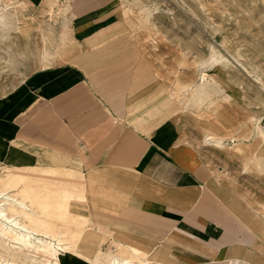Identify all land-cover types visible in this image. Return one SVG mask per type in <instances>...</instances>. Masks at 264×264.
<instances>
[{"label":"crops","instance_id":"crops-1","mask_svg":"<svg viewBox=\"0 0 264 264\" xmlns=\"http://www.w3.org/2000/svg\"><path fill=\"white\" fill-rule=\"evenodd\" d=\"M5 1L15 17L30 15L33 28L46 17L43 0ZM68 3L72 45L44 68L40 53L21 57L38 64L0 88V167L55 170L48 182L82 190V198L68 204L83 222L81 252L95 253L105 237L163 264H246L235 256L247 240L232 228L229 198L216 202L207 191L215 181L211 144L181 116L146 113L163 94L156 95L148 58L121 31L116 0ZM57 215L62 219L49 215V222L72 220ZM70 258V264H85Z\"/></svg>","mask_w":264,"mask_h":264},{"label":"rangeland","instance_id":"rangeland-1","mask_svg":"<svg viewBox=\"0 0 264 264\" xmlns=\"http://www.w3.org/2000/svg\"><path fill=\"white\" fill-rule=\"evenodd\" d=\"M115 6L118 20L123 22L121 31L134 38L146 55L151 79L160 88L156 95L163 94L159 105H152L146 113L185 118L184 126L201 132V141L209 132L221 137L222 147L209 143L215 181L207 191L216 202L222 203L221 197L229 198L225 208L232 228L247 240L241 255L235 256L246 260V264H264V258H258L264 255L262 226L250 215L251 208L264 210V176L255 160L257 151L264 146V136L259 130L264 131V0H116ZM45 9L46 17L38 20L39 24L58 27L60 15L47 6ZM37 27L31 33L34 32L38 43L31 33L25 37L16 31L0 41V88H9L15 81H21L26 71L36 66V61L20 59L34 56V52L35 58L39 55L41 39ZM211 78L222 91L197 110L186 98L190 89ZM35 170L42 173L34 174ZM10 171H15L14 166H2L0 176ZM53 172L56 171L24 167L18 173L19 182L27 188L30 199L39 196L40 206L75 222L68 204L72 198H82V190L48 182L46 175ZM9 190V194L14 193V188ZM64 200L68 202L65 205ZM65 236L63 246L68 252L58 264H70L71 256L89 264L92 261L89 253L81 252L78 246L82 236L71 230ZM7 244L11 247L15 243L7 239ZM121 244L124 246L121 255L138 261L125 241L104 237L102 246L95 248L96 262H110L112 252ZM13 256L9 260L12 264H27L28 257L47 264L46 258L34 251ZM1 258L5 257L0 254V261ZM151 259L146 264H163ZM230 261L234 260L226 263Z\"/></svg>","mask_w":264,"mask_h":264},{"label":"bare ground","instance_id":"bare-ground-1","mask_svg":"<svg viewBox=\"0 0 264 264\" xmlns=\"http://www.w3.org/2000/svg\"><path fill=\"white\" fill-rule=\"evenodd\" d=\"M43 2L54 14L60 15L61 19L59 20L60 28L56 31L39 29L41 39V68L52 65L54 58L59 56L62 49L73 43L69 18L65 13V10L69 6L68 0H43ZM6 3L5 0H0V41H5L11 31H16L25 37L29 36L34 26L30 15L20 14L15 17V14L8 11L7 9L9 8L5 7ZM221 91V89H218L217 83L211 78L210 80L201 82L197 88L190 89L186 101L193 103L198 110L206 106L207 103L212 102L211 99L218 97ZM259 130L261 135L264 136V131H262V129ZM202 141L211 143L215 146L222 145L221 137L211 132L206 133ZM255 160L258 162L257 167L258 169L260 168L259 171H261L264 176V146L261 145L260 150L257 151ZM23 168L24 167L14 166V172L10 171L8 175L4 174L5 176H0V254L5 257L1 258L0 262H3V264H12L9 260L14 259V253L18 255L19 252L34 251L36 254L45 257L47 264H58L63 260L64 253L68 252L63 246L66 232L71 230L77 236H82V231L78 229L81 223L77 222L79 220L75 222L74 220L66 222H49V218H53V216L49 215H54L56 219H62V217L57 215L59 214L57 211L48 207H43L44 205L40 206L39 203L41 199L39 196L35 195V198L30 199L27 188L19 182L20 178L18 177V173ZM10 169H12V167H10ZM10 188H14V193L9 194ZM67 197L69 196H65V198ZM66 203H68L67 200H64L63 205ZM250 215L264 225V210L259 209V207L251 208ZM7 239L13 241L15 244L9 247ZM123 249L124 246L121 244L112 252L110 262L99 264H146L150 258L153 259V255L149 253L142 258L133 253L137 257L138 261H136L135 259L128 258V256H122L121 252L124 251ZM7 257L11 259H7ZM90 258L92 261H88L89 264H98L96 262L95 253H91ZM28 259L29 262L27 264L42 263L36 258L28 257Z\"/></svg>","mask_w":264,"mask_h":264}]
</instances>
